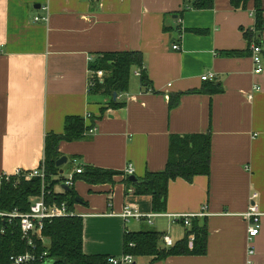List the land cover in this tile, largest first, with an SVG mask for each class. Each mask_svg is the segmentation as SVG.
I'll use <instances>...</instances> for the list:
<instances>
[{
	"label": "crops",
	"instance_id": "0c3cea01",
	"mask_svg": "<svg viewBox=\"0 0 264 264\" xmlns=\"http://www.w3.org/2000/svg\"><path fill=\"white\" fill-rule=\"evenodd\" d=\"M183 6V0H0V178L40 167L47 135H62L68 117L88 126L96 118L92 135L59 146L68 159L65 181L84 167L124 174L110 184L74 181L84 254L122 257L126 231H156L170 248L164 237L174 245L187 231L171 216L199 215L208 233L205 255L135 263L264 264V72L255 76L252 60L257 44L264 68V31H256L253 0L246 9L230 0H216L208 11L181 13ZM47 15L48 23L35 21ZM111 52L142 53L151 83L143 86L134 74L128 93L113 96L125 104L120 109L110 108L111 96L90 91L93 59ZM208 74L215 79L202 81ZM96 77L102 84L103 73ZM172 97L178 104L171 110ZM191 135L210 136V175L172 181L166 212L156 214L152 198L135 195L123 180L164 171L171 137ZM65 181L57 193L65 192ZM126 207L161 216L152 225L125 222ZM252 207L262 228L250 241Z\"/></svg>",
	"mask_w": 264,
	"mask_h": 264
},
{
	"label": "trees",
	"instance_id": "16d2710c",
	"mask_svg": "<svg viewBox=\"0 0 264 264\" xmlns=\"http://www.w3.org/2000/svg\"><path fill=\"white\" fill-rule=\"evenodd\" d=\"M216 0H183L181 13L187 10L208 11L214 8ZM255 5L256 31H264V18L262 0H253ZM235 9H246L250 0H230ZM223 56H233L237 53H223ZM146 61L140 52H111L104 53L93 59L90 65L91 92L111 96L110 108L120 109L125 106L123 102L113 100L128 93L132 76L141 72L140 81L145 87L151 86ZM103 73V83L96 77ZM220 91V87H217ZM178 104L174 97L170 101L172 110ZM106 110L101 109V117ZM96 118L91 120L90 126L82 117H68L62 135L48 134L45 140L46 169V202L49 205L61 206L65 204L68 211L75 212L78 198L73 188L71 191L57 193V185L65 181L61 175L62 167L57 162L62 158L59 152L61 142L74 143L82 141L94 132ZM92 131V132H91ZM211 167V139L209 135L172 136L170 139L169 158L166 168L161 172H147L143 178L135 183L126 177L123 182L134 190L137 196H150L152 198L153 212L165 213L167 209L169 186L177 179L193 182L195 177L209 176ZM81 174L74 177V181H83L89 185L114 183V178L123 176V173L84 167ZM42 195V181L23 178H12L9 182L3 181L0 185V211L27 213L32 204ZM186 227V226H185ZM186 235L182 241L172 247L163 246L162 234L153 230L139 232L126 231L123 239L124 255L134 258L151 257L155 262L166 260L172 256H203L207 251V228L201 225L198 218L191 220L190 227H186ZM193 239V240H192ZM38 252L48 251V262L51 264H110L108 256H88L84 254V222L78 215L68 218H58L47 221L40 237L37 239ZM29 251L19 227V221L9 223L0 219V264H10V258L22 255Z\"/></svg>",
	"mask_w": 264,
	"mask_h": 264
},
{
	"label": "built area",
	"instance_id": "2783aa9c",
	"mask_svg": "<svg viewBox=\"0 0 264 264\" xmlns=\"http://www.w3.org/2000/svg\"><path fill=\"white\" fill-rule=\"evenodd\" d=\"M36 22H49V16L47 15L44 18H35ZM179 47L175 46L174 50H178ZM252 60L254 63V75L259 76L264 72L263 68V60H262V48L259 45H253L252 47ZM136 76H141V72L138 71L135 73ZM215 79L214 74H208L202 77V81H212ZM93 87V84L91 85ZM255 91H261L259 86L255 87ZM252 97V96H251ZM250 97V98H251ZM89 118V117H88ZM92 132V131H91ZM83 171L82 168H78L76 170V174H81ZM134 170L130 167L127 170L128 175H132ZM23 178L27 181L32 179H40L42 181V195L39 200L36 201L30 207L29 212L20 213L17 210L13 212H2L0 211V219H4L8 221L10 224L14 221H19V227L22 233V237L24 241L29 246V251L22 255L12 256L10 258V264H46L48 263V251L45 250L41 253L38 252L37 239L40 237L44 225L47 221H52L58 218H68L76 216L75 212L68 211V208L65 204L61 206L57 205H49L46 202L45 196V187H46V169L44 162L42 165L32 171H24L17 170L13 175H3L0 178V185L3 181H10L12 178ZM67 187L72 188L74 186V176L70 175L68 179L64 183ZM161 215H149L145 216L139 213L138 210L133 209L131 207H126L121 214V217L125 222H129L130 220H141L146 219L149 225H152V219L154 217H160ZM247 218L251 221V226L248 231V237L251 240L258 237L261 232V213L257 207H252L250 211L247 213ZM199 215H175L171 216L174 220H181L186 227H190L191 220L194 218H198ZM193 240V239H192ZM164 242L166 246H173V241L169 237H164ZM250 254H254V251L251 250ZM110 264H133L135 263V258L131 255H123L120 258H109Z\"/></svg>",
	"mask_w": 264,
	"mask_h": 264
},
{
	"label": "water",
	"instance_id": "95a60500",
	"mask_svg": "<svg viewBox=\"0 0 264 264\" xmlns=\"http://www.w3.org/2000/svg\"><path fill=\"white\" fill-rule=\"evenodd\" d=\"M114 96H115V98H116V97H117V94L115 93ZM67 162H68V159H67L66 157H63V158H61V159L57 162V166H58V167H62V166H64ZM61 174H63V172H61ZM130 181L133 182V183H135V182L137 181V178L134 177V176H132V177H130ZM63 189H64L65 191H68V192L71 191V190H70L68 187H66L65 185H63ZM76 201H77L78 203H81V200H80L79 198H77ZM46 264H51V262H48V263H46ZM133 264H136V263H133Z\"/></svg>",
	"mask_w": 264,
	"mask_h": 264
},
{
	"label": "rangeland",
	"instance_id": "374dc122",
	"mask_svg": "<svg viewBox=\"0 0 264 264\" xmlns=\"http://www.w3.org/2000/svg\"><path fill=\"white\" fill-rule=\"evenodd\" d=\"M134 77H135V76H133V79H135Z\"/></svg>",
	"mask_w": 264,
	"mask_h": 264
}]
</instances>
